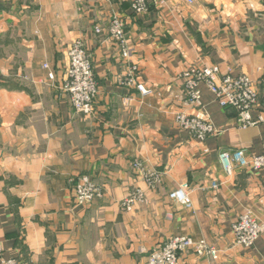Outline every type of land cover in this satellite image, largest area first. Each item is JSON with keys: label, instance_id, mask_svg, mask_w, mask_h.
Segmentation results:
<instances>
[{"label": "crops", "instance_id": "0c3cea01", "mask_svg": "<svg viewBox=\"0 0 264 264\" xmlns=\"http://www.w3.org/2000/svg\"><path fill=\"white\" fill-rule=\"evenodd\" d=\"M147 4L134 14L131 0H0V264H144L175 235L218 250L216 259L184 251L180 264H264V235L244 248L231 228L246 210L264 223V170L227 174L218 160L223 150L261 154L264 123L238 128L236 111L219 106L203 83L201 110L220 132L199 141L175 122L198 111L184 102L179 78L192 66L249 75L264 102V0ZM114 14L126 21V59L106 31ZM76 38L98 84L89 115L73 110L63 88ZM133 63L150 95L120 83ZM134 160L161 181L145 183ZM81 179L102 196L76 205ZM181 183L189 208L169 198ZM136 188L145 202L125 211L120 201Z\"/></svg>", "mask_w": 264, "mask_h": 264}, {"label": "built area", "instance_id": "2783aa9c", "mask_svg": "<svg viewBox=\"0 0 264 264\" xmlns=\"http://www.w3.org/2000/svg\"><path fill=\"white\" fill-rule=\"evenodd\" d=\"M187 1L193 2V0ZM147 5V0H131V9L134 14L146 12ZM125 24V19L115 14L106 27L108 37L118 46L123 59L129 58L131 54ZM101 31L102 28L95 27V32L100 33ZM67 59L63 88L69 95L73 110L76 113L89 115L93 111L94 100L98 92L91 56L79 40L72 49H69ZM43 67L46 68L47 65L45 64ZM137 70V65L134 63L128 66V71L120 78V83L134 87L141 96L150 95L152 89L138 81ZM179 78L184 88V102L195 106L198 111L194 114L180 112L175 115V122L180 129L187 131L196 140L204 141L207 137L220 132V129L211 123L207 113L201 110L200 83H203L213 94L219 106L230 107L236 111L235 123L238 128L245 129L264 123V102L260 103L259 93L249 75L233 76L229 72L220 75L219 67L212 65L189 67L179 74ZM258 107L261 111L256 118H253L251 110ZM218 160L223 171L227 174H230L236 167L253 172L264 170V151L258 155H249L242 148L232 151L223 150L218 152ZM132 166L139 171V176L148 185H155L161 181V173L147 169L141 161L134 160ZM218 184L214 180L211 187L216 188ZM101 196V188L93 181L81 179L74 185L73 200L76 205L89 204ZM169 198L187 208L191 207L186 183H181L172 190L169 193ZM143 202H145L144 191L136 188L122 198L120 206L125 211H131L136 204ZM231 228L235 243L244 248L252 247L256 239L264 235V223H260L250 210L240 214L232 223ZM187 250H192L197 255L207 256L211 259H216L218 256V250L204 239L196 240L185 235H175L152 250L144 264H180V254ZM2 251L3 247L0 244V259ZM11 263L12 261H7V264Z\"/></svg>", "mask_w": 264, "mask_h": 264}, {"label": "rangeland", "instance_id": "374dc122", "mask_svg": "<svg viewBox=\"0 0 264 264\" xmlns=\"http://www.w3.org/2000/svg\"><path fill=\"white\" fill-rule=\"evenodd\" d=\"M78 1H84V0H78ZM115 15V14H114ZM113 16V15H112ZM110 21V20H109ZM109 23V22H108ZM81 41L83 44H84V42L81 40V39H79V38H76V39H74L70 44H69V47H68V49H67V54H68V51H69V49H72L75 45H76V42L77 41ZM84 47L87 49V47L85 46V44H84ZM88 50V49H87ZM88 52H89V50H88ZM90 54V53H89ZM92 61V60H91ZM67 62H68V59H67ZM97 87H98V84H97ZM97 94H98V92H97ZM95 101V100H94Z\"/></svg>", "mask_w": 264, "mask_h": 264}]
</instances>
